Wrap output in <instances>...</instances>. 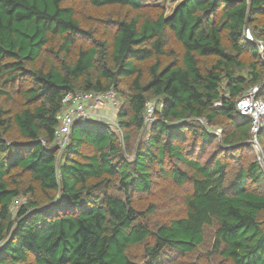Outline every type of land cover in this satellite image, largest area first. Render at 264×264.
Here are the masks:
<instances>
[{"label":"trees","instance_id":"1","mask_svg":"<svg viewBox=\"0 0 264 264\" xmlns=\"http://www.w3.org/2000/svg\"><path fill=\"white\" fill-rule=\"evenodd\" d=\"M68 1L0 0V264L202 263L208 230L205 261L264 264V169L235 106L252 86L264 95V48L246 38L264 41V0H180L170 15L143 0H85L113 12L96 16L103 38ZM110 89L121 135L75 121L59 152L64 95ZM164 182L181 213L159 222L141 195Z\"/></svg>","mask_w":264,"mask_h":264},{"label":"rangeland","instance_id":"2","mask_svg":"<svg viewBox=\"0 0 264 264\" xmlns=\"http://www.w3.org/2000/svg\"><path fill=\"white\" fill-rule=\"evenodd\" d=\"M179 1L180 0H143V3H144V7L147 8L148 11L153 15L158 13L160 10L163 11L164 15H170ZM68 2L72 4L71 6H73V8L76 10L78 17L82 19L81 24L86 25V23L88 21H90L89 27H93L95 29V31H97L96 32L97 38L98 37L103 38L104 32L102 31V27L106 28V26L103 23L96 21L97 20L96 16H104V15H108L109 13H113L110 10V8H105L104 10L97 11V10H94L91 6H89L85 0L68 1ZM114 12H115V14L118 15L120 13V10L117 9ZM123 14L124 15H126V14L131 15L132 12L129 10L123 9ZM257 23L264 30V15H261L257 18ZM166 33H167V38H174L168 30H166ZM256 33H260L261 36H264V32L262 30H259V32H256ZM246 38H251L252 42L257 43V45L259 46L260 55L263 56L261 44H263L264 41L262 39L255 38L249 29H246ZM171 44L173 47L178 45L176 42L174 43L172 41V39H171ZM171 44H170V47H171ZM263 48H264V46H263ZM245 58H248V54L245 55ZM263 60H264V58H263ZM263 82H264V79H263ZM121 87L124 88V86H121ZM263 96H260V97H263ZM116 99L118 100V106H119L121 99H120V95H118L117 93H116ZM0 103H1V101H0ZM150 104L152 105V104H154V102H150ZM10 107L11 108L14 107V102H11ZM116 113H117V110L113 109L107 102H105L102 106L99 105L98 108L91 109L92 115L90 117L92 119H95V120L106 122L110 125V127L115 129V127H116V125H115ZM154 117H155V114H154ZM91 118H89V119H91ZM200 123L203 126H205L208 130H210L212 133L216 134L217 136H219V137L222 136L221 127L211 126L205 122L204 123L200 122ZM146 125L150 126L151 123L149 122V124H146ZM115 130L119 135H121V131L119 129H115ZM141 137H144V135H141ZM255 139L257 140V137L252 134L249 141H248V143L251 144V147H252V151L250 153L253 154V157L258 159V161L261 164V167H263V169H264V155H263V153H262V157L260 155L259 151L262 152V149L260 146L255 147V143L253 142ZM133 146H134V144H133ZM213 148H216V146L211 145V147L208 149V151L207 150L205 151L206 153L208 152L207 155L211 152V150H213ZM246 153L248 156L246 155ZM248 153L249 152L246 149L242 151L240 157H242L243 162H246L247 160L249 161L252 158L251 154H248ZM236 154H238V153H236ZM168 185H169L168 182L167 183L164 182V183H162V185L160 187H158L156 189H154V187H153V189L151 190V193L149 195H141V199L144 198V201L149 202V204L152 203L158 207L157 215L162 214V216H163V217L158 219V220H160L159 222L167 221L170 217L177 216L181 213V212H179L180 205L177 206L178 200L176 198H175L176 200L172 198V196L174 194H176L177 192L175 191L173 193V195H168L170 193V191L167 193H164V190L167 188ZM114 192L116 193L117 191L115 190ZM167 197H168V199H167ZM23 202H25V199L19 198L15 201L14 205L16 206V205L22 204ZM162 207H164V208H162ZM210 241H211V232L208 230L206 233V237H205V246L203 247V250L201 249L202 252L200 251V253H199V256H200V254H203L202 263L201 262L196 263L197 262L196 259L198 257V254H195L194 256H191L192 260L188 264H210L208 261H205V259H206L205 255H206V251L209 249ZM140 252H141L140 250L134 251L133 252V254L135 255L134 257H136V258L141 257ZM168 254L173 259L178 258L177 255L173 252H169ZM215 260H217V259H214L213 264H217V262H215ZM166 263L168 264L167 260H166Z\"/></svg>","mask_w":264,"mask_h":264},{"label":"built area","instance_id":"3","mask_svg":"<svg viewBox=\"0 0 264 264\" xmlns=\"http://www.w3.org/2000/svg\"><path fill=\"white\" fill-rule=\"evenodd\" d=\"M247 39L251 40V38ZM261 48L263 49L262 44ZM258 88V85L251 87L235 102V106L239 112L250 117V132L255 136L258 132L264 131V96H256ZM105 102L113 109H118V100L116 99L114 90L110 89L104 92L77 90L74 92H67L64 95L62 98L63 109L57 115L58 122L54 129V140L59 152L63 150V147L68 141L73 123L75 121L91 118V109L98 108L99 105L102 106ZM154 119L153 104L151 105L149 103L146 105L144 122L145 124H149V122L153 123ZM199 121L202 123L205 122L203 119ZM115 125V129H118L116 118ZM253 142H257V140L255 139Z\"/></svg>","mask_w":264,"mask_h":264},{"label":"water","instance_id":"4","mask_svg":"<svg viewBox=\"0 0 264 264\" xmlns=\"http://www.w3.org/2000/svg\"><path fill=\"white\" fill-rule=\"evenodd\" d=\"M255 143V147H259V144H258V142H254ZM260 152V155H261V157H262V152L261 151H259Z\"/></svg>","mask_w":264,"mask_h":264}]
</instances>
